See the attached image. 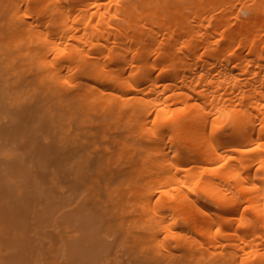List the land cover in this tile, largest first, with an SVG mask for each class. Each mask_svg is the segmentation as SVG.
I'll return each instance as SVG.
<instances>
[{"label":"bare ground","instance_id":"1","mask_svg":"<svg viewBox=\"0 0 264 264\" xmlns=\"http://www.w3.org/2000/svg\"><path fill=\"white\" fill-rule=\"evenodd\" d=\"M0 91L78 104L96 178L130 175L115 264H264V0H0Z\"/></svg>","mask_w":264,"mask_h":264},{"label":"rangeland","instance_id":"2","mask_svg":"<svg viewBox=\"0 0 264 264\" xmlns=\"http://www.w3.org/2000/svg\"><path fill=\"white\" fill-rule=\"evenodd\" d=\"M2 93L0 116L6 118L0 117V264H42L45 250L42 258L50 264H113L114 251L104 234L121 222L130 234L143 220L132 209L133 197L127 198L130 175L119 178L105 172L96 178L103 163L92 151L95 140L79 131L80 116L68 124L65 120L78 104L64 107L53 96L44 101L31 92L18 93L20 97L14 93L19 98L12 94L10 101ZM120 195L128 201L112 210L111 201ZM151 249L145 243L133 246L122 262L147 264Z\"/></svg>","mask_w":264,"mask_h":264}]
</instances>
